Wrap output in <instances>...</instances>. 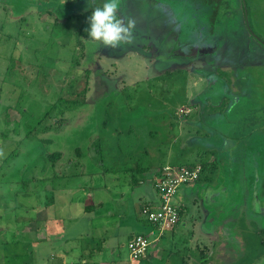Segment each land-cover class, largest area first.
I'll return each instance as SVG.
<instances>
[{
  "label": "rangeland",
  "instance_id": "rangeland-1",
  "mask_svg": "<svg viewBox=\"0 0 264 264\" xmlns=\"http://www.w3.org/2000/svg\"><path fill=\"white\" fill-rule=\"evenodd\" d=\"M162 1L171 6L181 31L200 27L207 37L227 28L228 15L236 11L226 0ZM245 1L247 25L264 42V0ZM104 2L0 0V243L6 242L0 264H60V248L72 255L79 234L84 243H91L95 234L90 216L78 217L74 209L60 226L63 233L55 234L59 240L53 246L41 242L43 231L37 225L45 219L40 209L46 201L57 204L62 198L66 203L70 198L77 207L111 186L126 191L125 181L140 176L123 170L124 157L130 154L127 169L159 163L158 144L174 143L176 135L178 158L166 162L181 166L190 163L188 157L205 163L210 186L232 188L229 196L225 193L234 207L208 238L196 233L206 224L201 199L186 214L181 212L183 222L193 223L192 239L201 246L187 239L188 232L183 237L177 233L168 264H264V219L250 214L256 195H264V47L246 29L243 15L222 34L218 46L224 50L218 58L216 50L186 63L167 64L170 61L160 59L149 39L151 46L132 41L104 47L91 41L86 31L88 17ZM122 2L119 16L128 9L129 0ZM157 62L166 67H155ZM176 69L186 73L168 77ZM204 69L216 76L212 87L200 73ZM128 140L138 142L131 148L125 145ZM56 153L60 156L54 161ZM70 162L66 176L57 178L62 165ZM105 197L104 208L109 204ZM131 203L124 217L126 231L137 235L133 224L145 227L148 222L138 213L142 206L137 209ZM172 203L183 202L177 196ZM32 218L37 223L30 232ZM48 228L55 233L57 224ZM123 236L113 257L129 264ZM109 245H101L106 258ZM204 246L207 249L201 250ZM165 258L161 253L157 261ZM65 264L79 262L67 257Z\"/></svg>",
  "mask_w": 264,
  "mask_h": 264
},
{
  "label": "crops",
  "instance_id": "crops-1",
  "mask_svg": "<svg viewBox=\"0 0 264 264\" xmlns=\"http://www.w3.org/2000/svg\"><path fill=\"white\" fill-rule=\"evenodd\" d=\"M212 74H214V72H212ZM175 76V75H174ZM171 79V78H170ZM210 86V85H209ZM172 92L175 90L174 88L171 89ZM177 98L171 99V100H175ZM186 100V99H185ZM153 136V135H150ZM175 137V141L174 143L169 142V140H167L166 142H162L160 144H158V155H159V163H156L154 165H147V162H144L143 164V168H147L148 170L143 172L140 171L139 173V178L137 183L135 184H131L133 182V177L131 179V181L128 179L126 180V184L128 185L126 187V191L121 190L120 188H118L117 186H111L106 188L107 191H104L103 195L96 197H91V198H87L86 200L89 201L88 203H83V204H79V206H75L76 204H74V200H71L70 198H68L66 201V203L63 201L62 198H60V202H58L57 204L55 202L51 203H46L43 205V207L40 209V214H44L45 219L44 221L42 220V224L40 226L37 227L39 228V232L43 231V238L41 240V242L46 243V244H50L53 246V244L56 242V240L58 241L59 238L56 235H59V233H63L62 230H60V226L64 225L63 221H65V218L68 216V214L72 213V209L75 210L76 215L78 217H81L83 215H88L90 216L88 219L90 222L93 223V230H94V238L93 241H91V243L86 244L84 242H87L84 237L83 234H79L77 237L79 239L78 244L75 246V248L72 249V255H68V252L65 248H60V253L58 254V258L56 262H60V264H65V260L68 257L69 259H76L78 260L79 264H125L123 263L118 257H113L115 256V252L117 247L120 246L119 242L120 238L123 236L126 238V241H128L132 236H134L130 231H126V229L128 228V222H126L124 220L125 215L127 214V212H129V204L132 202L134 204L137 205V209L139 208V206L141 207L142 205H157L158 204V197L156 194V191L153 187V179L156 176L157 172L160 170L161 166L164 165H171L168 164L166 161H170L171 159H176L178 158L176 152H177V135L174 136ZM134 139V138H132ZM136 139V138H135ZM138 141H133L132 143H135ZM174 146V148H173ZM133 147V145L131 146V148ZM167 148V150L165 149ZM129 150V148L127 149ZM196 150V149H194ZM192 150V151H194ZM123 151V150H122ZM130 151V150H129ZM171 151H173L172 155L167 154L170 153ZM127 153V152H126ZM141 153V152H140ZM130 154H128L126 156V158L124 157V165L126 168H123L124 171L129 172L131 171V169L133 168L132 166L129 167V169H127V166L129 164V157ZM139 155V154H138ZM141 156V155H140ZM188 158V157H187ZM186 158V161L192 163L194 161L193 158ZM165 162V163H164ZM71 162L70 163H66V165H62V171L60 173H58V177H62V174H64V176H66V171H68V168L71 166ZM127 165V166H126ZM139 166V165H137ZM135 166V167H137ZM143 177V178H141ZM143 181V182H141ZM111 183L113 182L112 180L110 181ZM213 183L210 181V178H206L205 174L203 173L202 177L194 184L184 187L182 188L179 193L175 196H179V198L181 199V201L183 202L182 204H179L181 207V212H184V214L187 213L188 208H191V204H194L196 202V200L201 199L202 201L206 200V204H201L203 207V212L204 214L202 216H205L204 221L206 222V224H201V226H199V229L196 231V233L204 238H208L209 234L213 235V233H216V226H219V220L218 218H214L213 220H211V223H209L207 221L208 218H212L215 214V216L217 217L218 215V210L215 206V204L213 205L212 203L209 204V201L213 202V203H217L218 202V193H216L215 191L211 190L210 188H208L210 185ZM232 184V183H231ZM217 185V184H216ZM249 186L252 185V182L250 181ZM90 190L94 192V188L92 190V187L90 185ZM254 190V188L252 189V191ZM87 190H85L84 192L81 193H85ZM116 191L115 194H113V196L110 195V192ZM104 194H105V201L106 199L108 200L109 204L108 207L109 209H107L108 207L104 206V201L102 200V198L104 199ZM89 195H87L88 197ZM204 196V198L202 199V197ZM206 196V197H205ZM264 195H262L263 197ZM47 200L49 199V197H46ZM254 199V196H253ZM263 199V198H262ZM254 200L257 201V199L255 198ZM131 203V204H132ZM141 204V205H140ZM251 204H253L251 202ZM84 207V208H81ZM70 208V209H69ZM184 209V210H183ZM180 212V213H181ZM139 213V210H138ZM217 214V215H216ZM192 211L191 214L189 215L190 219L192 217ZM199 216V215H198ZM201 216V215H200ZM109 218L110 221L109 222ZM33 219H31V229L30 227H28L27 230L30 229V232H33V230L35 229L32 225ZM93 219V220H92ZM192 219V218H191ZM201 219V218H200ZM202 221V222H204ZM109 222V224H108ZM134 222V220L132 221ZM182 217L180 216V222L182 223ZM37 223V222H35ZM57 224V228L55 233L51 232L50 229L48 228V226L50 225L52 227V229H54V227ZM108 224V225H107ZM145 227H140L139 224H133V230H137L139 231L137 235H145V236H152L154 237L152 240L155 241V239H157L158 236V231L153 227L150 226L148 223H145ZM181 227V228H180ZM179 227V224H177L174 229L165 232L161 237L158 238L157 241H155L154 243L157 242L160 243V241H162V239L166 238L165 240H163V245H161V247H154L150 249L148 256L145 259H142L136 263L138 264H168V262L170 261V255L172 254V250L174 249V244L175 243V235L177 233H179V237L187 234V239L188 240H192L193 242L195 241L194 239H192V228H193V223H190V221L188 220L187 222H183L182 225ZM119 228V229H117ZM188 228V229H187ZM219 228V227H218ZM56 234V235H55ZM157 234V235H156ZM156 235V236H155ZM183 237V236H182ZM161 238V239H160ZM198 240V239H197ZM62 242V240H60ZM82 241V242H81ZM105 241H109L110 245L108 248L109 252L108 254L110 255L109 258H106V256H104V252L101 251V248H103L101 245L105 242ZM184 242V241H183ZM180 242V243H183ZM108 243V242H107ZM107 243L106 246L107 247ZM65 245L68 244V242H64ZM195 244L198 245V248L201 246L200 245V241H195ZM184 245V244H183ZM70 248V247H69ZM187 248V247H186ZM196 248V249H198ZM163 249V250H162ZM202 249H207L206 246L201 247ZM162 250V252H161ZM199 250V249H198ZM200 251V250H199ZM198 251V252H199ZM64 252V253H63ZM33 252L30 251V254H32ZM164 253L166 258L161 260V261H157L159 259V254ZM78 256V258H77ZM130 262V261H129ZM135 262H130L129 264H134Z\"/></svg>",
  "mask_w": 264,
  "mask_h": 264
},
{
  "label": "flooded vegetation",
  "instance_id": "flooded-vegetation-1",
  "mask_svg": "<svg viewBox=\"0 0 264 264\" xmlns=\"http://www.w3.org/2000/svg\"><path fill=\"white\" fill-rule=\"evenodd\" d=\"M120 1H121V5L124 6L122 1H126V0H120ZM157 2L158 1L156 0H129L128 7H126L128 9H126L125 12L127 11L129 17H133L137 21L136 29L134 31V39H133L134 44L133 45H137V46L140 45L142 47L146 45L151 46V44L146 43L147 42L146 39L147 40L149 39V41L153 40L157 48L155 46L154 47L152 46V47L154 49H157V54L159 56L163 57V58L159 57L160 59L170 61L167 64L172 63L176 65V64L186 63L187 61L189 62V60H191L190 57L192 58L193 56L195 57L197 55L205 57L208 53L214 55L216 50L217 52L215 53L214 56L218 58L219 57L218 52H220L221 49L224 50V47H221L219 49L218 41L222 38V34H224L226 29L231 27L232 24H234L235 22H237L241 15H243V20L245 21L247 25L246 14H248V10H247L248 8H247L245 0H226V2L232 3L236 10L235 13L232 14L233 16L228 15L229 17H231L229 26L227 27L225 25V27L227 28H223L221 32L216 33V34L210 33L211 35L208 37L205 35H202L201 33L202 28L200 27L199 28L197 27L198 29L196 28V30L194 31L192 30L190 33H189L190 30L188 29V27L184 31H181L183 27L178 22L177 17L175 16L174 11L172 10L171 6L162 0H160L159 3ZM244 4L246 7V14H245ZM125 12H124V16H126ZM150 33H151V36H150ZM176 38H178V41H179L178 49L180 51L176 49V45L174 44V41ZM254 39L258 41V39H256L255 37ZM216 47L217 49H215ZM204 49L205 51H203ZM208 64L209 63L206 64L205 62V65H208ZM155 67H166V63L157 62L155 64ZM178 72L186 73V70L176 69L175 71H172V73H169L168 77H172L173 74L176 75ZM200 73L205 78L207 86L208 84L211 86V83H216V81L214 80V77L216 76L215 74H212L211 69H208V70L204 69V71H200ZM210 181L212 182L211 178H210ZM227 184L231 185V182L229 183L227 182ZM228 187L229 186H227L225 192H227L229 196V194H231L232 188L229 189ZM251 192L253 191L251 190ZM249 194L250 193H248V198H249ZM258 195H256L257 201L254 200L255 202L251 206L250 214L253 215L254 218L256 219L258 218L264 219V206H262L261 204V202L264 201V196L262 199ZM250 196H253V194H250ZM203 198L204 196L202 197V199ZM218 199L219 200L217 203H213L212 201L211 202L209 201V204L210 203H212L213 205L215 204L218 210L217 211L218 216L221 219H224L229 216V211L233 210L234 201L232 202L233 199H230L229 197L226 198V201L222 200L220 197ZM204 200L205 201H202L201 203L206 204L207 199H204ZM250 205L251 203H249V206ZM258 261L259 260L255 262L257 263Z\"/></svg>",
  "mask_w": 264,
  "mask_h": 264
},
{
  "label": "built area",
  "instance_id": "built-area-1",
  "mask_svg": "<svg viewBox=\"0 0 264 264\" xmlns=\"http://www.w3.org/2000/svg\"><path fill=\"white\" fill-rule=\"evenodd\" d=\"M201 176L200 164L191 167L165 165L157 172L152 184L158 197V204L142 205L139 214L158 231L159 237L174 229L180 222L181 207L172 203L173 198L182 188L196 183ZM155 241L149 240L145 235L132 236L127 241L128 260L132 263L145 259Z\"/></svg>",
  "mask_w": 264,
  "mask_h": 264
},
{
  "label": "clouds",
  "instance_id": "clouds-1",
  "mask_svg": "<svg viewBox=\"0 0 264 264\" xmlns=\"http://www.w3.org/2000/svg\"><path fill=\"white\" fill-rule=\"evenodd\" d=\"M119 5L120 0H105L102 6L94 8L86 30L91 41L110 48L133 41L137 21L133 17L119 16Z\"/></svg>",
  "mask_w": 264,
  "mask_h": 264
},
{
  "label": "trees",
  "instance_id": "trees-1",
  "mask_svg": "<svg viewBox=\"0 0 264 264\" xmlns=\"http://www.w3.org/2000/svg\"><path fill=\"white\" fill-rule=\"evenodd\" d=\"M136 138V137H135ZM133 141L131 140H128V142L125 143V145H128V147H131L132 146V143ZM122 146V145H121ZM60 154L59 153H56V154H53L51 156V159H53L54 161H57V159L59 158ZM196 164V162H192V163H182L181 166L185 165V166H188V167H191V166H194ZM199 164L202 166V173L205 172V169H206V165H204L205 163L203 162H200L199 161ZM163 167V166H162ZM161 167V168H162ZM213 167V166H212ZM215 168V167H214ZM144 170V171H143ZM148 169L147 168H143L141 166H137L135 169H131V171H134V172H137V173H140V171H147ZM137 183V181L135 180V177H133V182L131 184H135ZM179 224V223H178ZM3 244H6V242H3V243H0V250H3L4 247H2Z\"/></svg>",
  "mask_w": 264,
  "mask_h": 264
},
{
  "label": "water",
  "instance_id": "water-1",
  "mask_svg": "<svg viewBox=\"0 0 264 264\" xmlns=\"http://www.w3.org/2000/svg\"><path fill=\"white\" fill-rule=\"evenodd\" d=\"M244 8H245V14H246V7H245V4H244ZM246 22H248V21H247V14H246ZM247 29L252 33V31H251V29H250V27H249L248 25H247ZM252 35H253V37L257 38V37L255 36V34L252 33ZM258 41L264 46V42H263L262 40L258 39ZM174 44L176 45V49H178V48H179V41H178V38L175 39ZM178 50H179V49H178ZM178 50H177V51H178ZM179 51H180V50H179ZM203 51H205V49H204ZM180 53H181V52H180ZM223 186H224V185H223ZM223 186L221 185V187H219L218 189L213 188L212 186H209L208 188H210L211 190L214 189V191H215L216 193H218V198L220 197L222 200H225V201H226V193H225L226 187H223ZM215 189H216V190H215ZM216 215H217V214H216ZM214 218H218L219 221L221 220V218H220L218 215H217V217H216L215 214H214V216H213L211 219L213 220Z\"/></svg>",
  "mask_w": 264,
  "mask_h": 264
}]
</instances>
